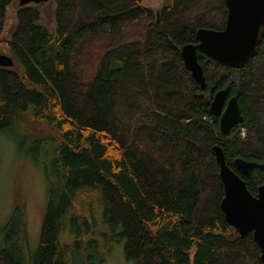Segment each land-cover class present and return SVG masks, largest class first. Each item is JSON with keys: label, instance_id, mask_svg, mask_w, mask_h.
I'll return each mask as SVG.
<instances>
[{"label": "trees", "instance_id": "obj_1", "mask_svg": "<svg viewBox=\"0 0 264 264\" xmlns=\"http://www.w3.org/2000/svg\"><path fill=\"white\" fill-rule=\"evenodd\" d=\"M12 1L0 0V44ZM53 1L52 31L37 9L17 11L6 42L13 68L0 67V136L16 134L36 162L53 146L42 163L47 202L37 246L28 250L16 200L0 225V264H73L71 254L82 253L76 238L88 229L69 211L81 189L95 193L101 222L118 230L135 264H263L252 234L225 220L213 148L255 196L264 167L244 175L234 161L264 165V30L241 68L197 53L201 88L180 52L198 44V29L224 28V0H167L158 15L144 0ZM219 90L237 98L242 116L226 134L209 112ZM75 208L88 210L80 201Z\"/></svg>", "mask_w": 264, "mask_h": 264}, {"label": "water", "instance_id": "obj_2", "mask_svg": "<svg viewBox=\"0 0 264 264\" xmlns=\"http://www.w3.org/2000/svg\"><path fill=\"white\" fill-rule=\"evenodd\" d=\"M47 0H19L20 6L40 4ZM226 21L222 30L198 29V44H188L180 52L183 67L201 88H205V77L198 62L197 53H201L217 64L229 68H241L256 53L259 34L264 30V0H224ZM13 59L0 55V67L10 68ZM237 98L227 96L226 90L216 91L210 102L209 112L219 118V129L226 134L241 123L242 116ZM219 165V177L223 185L224 197L220 208L225 220L243 236L251 233L260 249V261L264 264V185L252 196L245 182L232 171L224 161L221 148H213ZM235 169L244 175L252 168L261 167L240 158L234 161Z\"/></svg>", "mask_w": 264, "mask_h": 264}, {"label": "rangeland", "instance_id": "obj_3", "mask_svg": "<svg viewBox=\"0 0 264 264\" xmlns=\"http://www.w3.org/2000/svg\"><path fill=\"white\" fill-rule=\"evenodd\" d=\"M19 0H13L6 9L3 25L0 55L4 54L12 58L6 50V42L10 39L16 27V13L20 8H35L39 12V24L48 30L54 29V15L56 5L53 0H47L40 4L20 6ZM142 6L153 11L155 15L167 0H144ZM14 61V60H13ZM13 67L9 68L12 70ZM26 118V117H25ZM30 138V135L28 136ZM16 134L0 136V225L8 218L11 208L19 201L24 209L27 226L28 250L31 252L37 246L40 232V222L44 205L47 202L46 178L42 163L52 159V144H46L42 152H38V162L20 151ZM26 150H32L31 139L24 144ZM78 201L83 202L88 210L75 208ZM76 202V203H75ZM100 206L97 205L95 193L82 189L75 191L70 212H77L83 216L88 224V229L82 238H76L80 244L81 254H71L73 264H135L126 259L124 254V239L117 240L118 230H112L101 222ZM77 209V210H76ZM82 210V212L80 211ZM74 236L68 237L72 242ZM102 256V257H101Z\"/></svg>", "mask_w": 264, "mask_h": 264}, {"label": "built area", "instance_id": "obj_4", "mask_svg": "<svg viewBox=\"0 0 264 264\" xmlns=\"http://www.w3.org/2000/svg\"><path fill=\"white\" fill-rule=\"evenodd\" d=\"M242 135L244 136V131H242Z\"/></svg>", "mask_w": 264, "mask_h": 264}]
</instances>
